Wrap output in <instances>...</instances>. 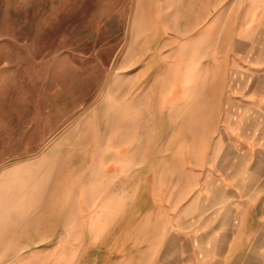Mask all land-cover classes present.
Wrapping results in <instances>:
<instances>
[{
  "label": "crops",
  "instance_id": "1",
  "mask_svg": "<svg viewBox=\"0 0 264 264\" xmlns=\"http://www.w3.org/2000/svg\"><path fill=\"white\" fill-rule=\"evenodd\" d=\"M223 1L178 0L225 8L193 36L177 26L165 37L163 16L148 14L159 30L148 32V116L129 128H148V139L82 165L78 207L66 212L51 264H233L250 247L264 262V0ZM33 231L2 241L0 262L42 264ZM9 245L23 249L9 258Z\"/></svg>",
  "mask_w": 264,
  "mask_h": 264
},
{
  "label": "rangeland",
  "instance_id": "2",
  "mask_svg": "<svg viewBox=\"0 0 264 264\" xmlns=\"http://www.w3.org/2000/svg\"><path fill=\"white\" fill-rule=\"evenodd\" d=\"M152 2L0 0V246L8 237L10 244L18 236L32 239L39 225L42 264H51L63 244L66 212L78 207L82 165L113 157L111 145L148 139V128H129L146 120L135 116H148V32L159 31L148 28L150 11L163 16L167 37L177 26L182 35H196L225 9ZM193 13L200 21L190 27L183 21ZM149 56L160 57L156 49ZM21 249L9 245L8 257ZM233 264L264 262L250 247Z\"/></svg>",
  "mask_w": 264,
  "mask_h": 264
}]
</instances>
